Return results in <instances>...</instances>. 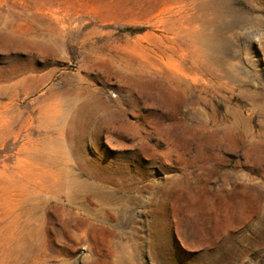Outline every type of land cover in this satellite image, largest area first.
Listing matches in <instances>:
<instances>
[{"label":"rangeland","instance_id":"rangeland-1","mask_svg":"<svg viewBox=\"0 0 264 264\" xmlns=\"http://www.w3.org/2000/svg\"><path fill=\"white\" fill-rule=\"evenodd\" d=\"M0 264H264V0H0Z\"/></svg>","mask_w":264,"mask_h":264},{"label":"bare ground","instance_id":"bare-ground-1","mask_svg":"<svg viewBox=\"0 0 264 264\" xmlns=\"http://www.w3.org/2000/svg\"><path fill=\"white\" fill-rule=\"evenodd\" d=\"M57 106H58V105H57ZM56 112H57V111H56ZM58 112H59V111H58ZM61 112H62V111H61ZM60 114H61V113H60ZM68 114H69V113H68ZM53 117H54V116H53ZM63 117H64V116H63ZM71 118H73V123H72V124H75V125L78 123L79 120H81V117H79V116H78V117H75V116H74V117H71ZM54 119H55V118H54ZM55 120H56V119H55ZM62 120H63V119H62ZM66 120H67V119H66ZM69 120H70V119H69ZM50 122H51V121H50ZM54 122H55V121H54ZM66 122H67V121H66ZM66 122H65V123H66ZM59 123H60V122H59ZM65 123H64V124H65ZM64 124H63V125H64ZM67 124H68V123H67ZM64 126H65V125H64ZM60 127H61V126H60ZM60 127H59V128H60ZM53 128H54V127H53ZM57 128H58V127H57ZM49 130H50V129H49ZM51 130H52V129H51ZM51 130H50V131H51ZM56 130H57V129H56ZM60 131H61V130H60ZM52 133H54V132H52ZM47 134H48V133H47ZM61 134H62V133H61ZM45 135H46V134H45ZM49 135H50V132H49ZM49 135H48V136H49ZM63 136H64V135H63ZM49 137H50V136H49ZM57 137H59V136H57ZM57 137H56V138H57ZM51 138H52V137H51ZM53 138H54V137H53ZM38 141H39V140H38ZM39 142H40V141H39ZM43 142H44V141H43ZM60 142H63V141H60ZM45 143H46V142H45ZM47 143H48V142H47ZM59 144H60V143H59ZM60 145H61V144H60ZM48 146H49V144H48ZM57 146H58V145H57ZM43 147H44V146H43ZM50 149H51V148H50ZM50 149H49V151H52V150H50ZM40 150H41V149H40ZM46 150H48V149H46ZM46 150H45V152H47ZM55 150H56V149H55ZM59 151H61V150H59ZM59 151H58V152H59ZM41 152H42V150H41ZM44 154H47V153H44ZM50 154H51V153H50ZM52 154H53V153H52ZM70 154H71V153H70ZM56 155H57V154H56ZM43 157H44V156H43ZM47 157H48V156H47ZM47 157H46V158H47ZM53 157H54V156H53ZM53 157H52V158H53ZM56 157H57V156H56ZM59 157H60V156H59ZM61 157H62V156H61ZM50 158H51V156H50ZM50 158H49V159H50ZM53 159H55V158H53ZM57 159H58V158H57ZM62 159H63V158H62ZM50 160H51V159H50ZM50 160H49V161H50ZM58 160H59V159H58ZM58 160H57V161H58ZM65 160H66V159H65ZM53 161H54V160H53ZM67 161H68V160H67ZM40 162H41V161H39V163H40ZM47 162H48V161H47ZM47 162H46V163H47ZM50 162H51V161H50ZM60 163H61V162H59V164H60ZM39 165H41V163H40ZM42 165H43V164H42ZM45 165H47V164H45ZM47 166H51V165H47ZM52 166H53V165H52ZM56 166H57V165H56ZM56 166H55V167H56ZM59 166H60V165H59ZM53 167H54V166H53ZM53 167H52V168H53ZM42 168H43V167H42ZM50 168H51V167H50ZM59 168H61V167H59ZM46 169H47V168H46ZM46 169H45V170H46ZM54 169H55V168H54ZM49 170H50V169H49ZM56 170H57V168H56ZM56 170H55V171H56ZM58 170H59V169H58ZM46 171H47V170H46ZM55 171H54V172H55ZM59 171H60V170H59ZM65 171H66V170H65ZM63 172H64V170H63ZM57 173H58V171H57ZM44 174H45V173H44ZM64 174H65V173H64ZM54 175H55V174H54ZM62 175H63V174H62ZM47 176H48V175H47ZM49 176H50V175H49ZM57 176H59V175H57ZM62 177H64V176H62ZM78 185H79V184H78Z\"/></svg>","mask_w":264,"mask_h":264}]
</instances>
